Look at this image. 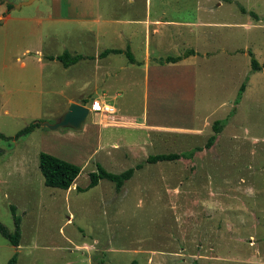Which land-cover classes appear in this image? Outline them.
Returning a JSON list of instances; mask_svg holds the SVG:
<instances>
[{
  "label": "rangeland",
  "instance_id": "374dc122",
  "mask_svg": "<svg viewBox=\"0 0 264 264\" xmlns=\"http://www.w3.org/2000/svg\"><path fill=\"white\" fill-rule=\"evenodd\" d=\"M166 2L0 0V20L7 19L0 24V221L15 231L12 206L22 220L18 248L0 234V264L15 254L18 264H264V70L252 72L249 56L264 63V0ZM148 3L153 17L166 13L197 34L207 60L195 59L196 99L179 100L164 85L153 92L151 82L149 102L162 111L144 116L148 86L138 81L145 71L125 54L70 68L47 59L66 51L98 57L107 48L133 53L131 46L145 57L147 29L139 20ZM158 25L149 28L150 49L158 34L174 29ZM181 47L150 57L152 65L183 55ZM128 68L136 84L114 82ZM96 101L115 114L92 111L80 131L42 125L55 124L71 103L91 108ZM217 120L225 126L211 149L145 163L150 155L203 147ZM34 122L40 127L15 139ZM41 152L80 166L82 189L98 164L116 174L144 167L120 191L102 180L69 193L45 185Z\"/></svg>",
  "mask_w": 264,
  "mask_h": 264
},
{
  "label": "trees",
  "instance_id": "16d2710c",
  "mask_svg": "<svg viewBox=\"0 0 264 264\" xmlns=\"http://www.w3.org/2000/svg\"><path fill=\"white\" fill-rule=\"evenodd\" d=\"M9 8H12L13 5H8ZM246 13L245 10H243ZM250 15L254 17L256 20H260V17L254 13L250 12ZM122 55L128 58L130 63H137V60L130 50V47L126 50L122 49H106L102 51L99 55V59H104L110 55ZM198 53L191 49L185 52L181 56H168L164 59L158 60L160 64H170L177 63L185 58H188L193 55H197ZM249 56L251 57V71L252 72H260L264 70V63L261 64L258 59L255 57L253 52H249ZM48 60L50 61H58L65 68H70L72 66L77 65L81 61L84 60H95L94 56H86L83 54H72L68 51L64 52L58 56H48ZM249 78H246L245 82L241 85L239 89V93L236 99L235 104H239L243 95L247 89V83ZM235 113V112H233ZM41 125L40 122L31 123L29 126L19 131L15 136V139L18 140L23 136H28L32 134L37 128ZM225 126V122L223 120H217L213 124V135H211L206 144L203 147H196L191 151L183 152V153H162L156 155H150L145 161L146 164H157L160 162H176L181 159H192L195 157L197 152H202L205 149H211L217 141L219 134L223 131ZM0 138L5 139L6 137L3 134H0ZM39 167L44 176V183L48 187L61 189L64 191L70 190L75 184L76 180L81 174L82 168L74 163L68 162L61 158H58L52 154L41 152L39 155ZM144 167V163L138 164L134 168H130L122 173H111L106 170L101 164L97 165V171L90 173V183L86 189H82L79 186H76V190L79 192H86L90 189L96 188L102 180H108L115 184L118 191L122 190L125 183L131 180L136 171L142 169ZM14 223H15V231L11 233L9 229L0 221V234L6 238L13 246L19 247L22 239V220L17 215V209L15 206L11 207ZM8 264H18V256L15 254L9 261ZM132 264H137L134 261Z\"/></svg>",
  "mask_w": 264,
  "mask_h": 264
},
{
  "label": "crops",
  "instance_id": "0c3cea01",
  "mask_svg": "<svg viewBox=\"0 0 264 264\" xmlns=\"http://www.w3.org/2000/svg\"><path fill=\"white\" fill-rule=\"evenodd\" d=\"M161 1H162V5H164V7H166L167 6V2H166L167 0H165V1L161 0ZM163 10H165V8H163L161 11H163ZM164 15H165V17H164ZM139 22L142 23L140 26V27H142L141 31L145 32L144 26H146L145 29H147L146 30V41H145L147 49H146L145 57L143 55L144 53L142 55L137 53L134 49L135 47L133 48V46H131V48L133 49V54L137 60V66L138 65L142 66L143 70L145 71V75L141 79L138 77L139 78L138 83L141 82V84L148 86V90H147L146 94L143 95V100L145 99V102L142 105V107H143L142 112H147V114L145 113L144 116L148 115V112H150V110L152 112H154V109L157 112L162 111L160 106L155 108L157 105L156 103L151 104L149 102L148 98H149V93H150L151 82H152V85L154 88L153 92L154 91L157 92L156 90L161 88V86H159V85H164L170 89L171 92L169 93V95L170 94L171 95L178 94L179 100H181V99L182 100L196 99V98H193L196 96V93H197V89L195 87V85H197V82L195 81L196 77H197V73L193 74L195 71H197V64L195 62L196 61L195 59L200 57V58L207 60V56L200 55L201 52L197 48V45H199L201 43L200 40L196 41V39H198L197 34L193 31H183V27H186V24L185 23L182 24V22L176 21L175 19L166 18V13L165 14L161 13V14H158V15L153 17L151 4H149V3L147 4L145 16L143 18H141V20H139ZM155 22L159 23L158 27L159 28L161 27V29H162V27L166 26L168 23H174V26H173L174 29H172L170 27L171 30H168L169 31L168 34H161V33L158 34L157 40H155L154 48L150 49L149 47H150V40H151V29H149V28L151 25H154ZM161 25H163V26H161ZM165 29H166V27H165ZM165 31H167V29ZM181 35H182V37H181ZM134 37H135V35L133 36V43L137 44L139 42V40H136ZM189 38H190V41H187ZM182 43H183V45H182ZM178 47L183 48L184 51H186V52L188 50L193 49L198 53V56L193 55V56L185 58V59H183L177 63H170V64H160L159 61L157 60L156 64L154 63V65H152V63L154 61H152V59H150V57L153 58V56H155L156 54H160L159 58H161V56H162L161 53L165 51L164 50L165 48H167V50H172V49L178 48ZM107 49H121V48H107ZM150 50H152V52H150ZM112 55H110L108 57H112ZM139 55H140V57L141 56L142 57L139 58ZM170 56H173V55H170ZM179 56H181V55H179ZM108 57H106V58H108ZM96 58H98V57H96ZM106 58H104V59H106ZM154 59L155 58H153V60ZM40 60L42 61V59H40ZM130 64H131V66L136 65V63L135 64L130 63ZM185 68H188V69L185 70ZM150 69H153L152 75L150 73ZM128 70H129V68L124 72V74L115 75V77H114L115 81L114 82H116L117 80L120 79L121 83L136 84V82L134 81V78H129L128 74H126V72ZM175 84H176V86H175ZM189 85L191 87L192 86H194V87L189 88L190 87ZM169 89H168V91H169ZM180 91L182 92L181 95L179 94ZM154 100H158V99L155 98ZM96 102H100V101H96ZM100 103H103V102H100ZM104 104H106V103H104ZM110 106H112V105H110ZM112 107H114V106H112ZM150 107H152V108H150ZM90 109L92 112L93 111L92 107ZM115 112H116V108H115ZM120 112L125 114L126 115L125 117H128L130 120H132V118L137 117V113L130 114V113H128L130 111H128L126 109L124 110V112H125L124 113L122 111V109L120 108ZM75 189H76V184L70 190H68L66 192L72 193L73 191H77ZM33 196H35V194Z\"/></svg>",
  "mask_w": 264,
  "mask_h": 264
},
{
  "label": "water",
  "instance_id": "95a60500",
  "mask_svg": "<svg viewBox=\"0 0 264 264\" xmlns=\"http://www.w3.org/2000/svg\"><path fill=\"white\" fill-rule=\"evenodd\" d=\"M27 4H29V2L17 5V7L19 8L22 5ZM4 21L5 20H0V24L4 23ZM90 113L91 109L89 107L79 103H71L67 112L55 124L42 123V125L51 130H57L59 128H71L80 131L83 129Z\"/></svg>",
  "mask_w": 264,
  "mask_h": 264
},
{
  "label": "built area",
  "instance_id": "2783aa9c",
  "mask_svg": "<svg viewBox=\"0 0 264 264\" xmlns=\"http://www.w3.org/2000/svg\"><path fill=\"white\" fill-rule=\"evenodd\" d=\"M92 109L94 112H101L105 115H113L115 114V108L104 104V103H100V102H95L92 106Z\"/></svg>",
  "mask_w": 264,
  "mask_h": 264
}]
</instances>
